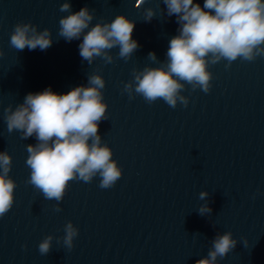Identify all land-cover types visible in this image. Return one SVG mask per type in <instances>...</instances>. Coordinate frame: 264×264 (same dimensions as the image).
<instances>
[{"label":"water","instance_id":"obj_1","mask_svg":"<svg viewBox=\"0 0 264 264\" xmlns=\"http://www.w3.org/2000/svg\"><path fill=\"white\" fill-rule=\"evenodd\" d=\"M63 2L0 0V151L11 155L9 176L17 185L12 209L0 217V264H196L207 257L215 236L229 231L238 243L218 264H264V57L211 65V90L186 85L187 107L148 104L138 95L129 99L122 90L133 69L159 66L148 53L165 61L178 34L176 17L167 16L162 0H146L140 9L137 0H70L73 13L94 11L93 25L120 14L135 21L132 38L139 48L131 59L116 58L113 49V63L97 58L89 65L79 55L82 38L67 42L57 35L59 19L69 14L59 11ZM194 2L203 7L204 0ZM149 7L155 10L150 22L144 20ZM20 22L50 29L52 46L11 48L10 35ZM93 73L106 82L108 118L99 134L122 176L108 189L99 187V177L70 181L56 212V201L26 183V145L35 138L9 133L3 109L49 87L67 93L87 85ZM201 191L209 193L210 216L198 214L206 202ZM68 221L78 229L70 251L62 241ZM48 235L52 249L41 255L38 245Z\"/></svg>","mask_w":264,"mask_h":264},{"label":"clouds","instance_id":"obj_2","mask_svg":"<svg viewBox=\"0 0 264 264\" xmlns=\"http://www.w3.org/2000/svg\"><path fill=\"white\" fill-rule=\"evenodd\" d=\"M146 0H137L140 9ZM167 16L176 17L177 35L169 41L165 61L158 60L155 52L147 59L159 66L146 65L133 69L132 79L124 84L123 92L129 99L141 96L148 104L162 100L171 108L178 103L187 107L189 99L183 95L187 86L192 91L208 93L212 87L211 65L226 61L230 67L237 59L252 62L264 57V0H204L203 7L194 0H162ZM59 11L69 13L59 19L57 35L67 42L81 40L79 55L89 65L100 58L105 64L113 63L111 54L118 49L116 58L127 62L139 48L133 39L135 21L120 14L110 22H96L94 11L87 7L72 12L70 0H64ZM155 16L151 7L144 10V20ZM48 28L38 30L31 22L17 23L10 35L9 46L18 52L52 46ZM0 49V56H3ZM106 82L102 75H88L87 85L72 88L67 93H56L51 87L42 92L28 93L23 102L13 109H3L7 131L20 133V138H35L27 144L26 166L31 170L26 183L33 186L48 201H56L54 211L68 190L70 181L90 183L99 177V187H113L122 176V169L113 159V151L102 143L99 124L107 120L108 104L104 101ZM12 157L0 151V217L7 215L14 204L16 182L9 176ZM207 191L199 193L206 201L197 209L201 216H210ZM63 245L70 251L78 229L71 221L64 226ZM53 236L40 241L38 251L47 255L52 249ZM233 234H217L211 242L207 257L196 264H218L237 246ZM245 241V246H246Z\"/></svg>","mask_w":264,"mask_h":264}]
</instances>
